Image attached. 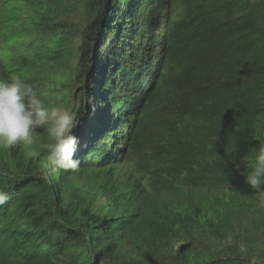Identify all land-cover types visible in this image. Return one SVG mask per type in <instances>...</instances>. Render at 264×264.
Masks as SVG:
<instances>
[{"label":"trees","instance_id":"obj_1","mask_svg":"<svg viewBox=\"0 0 264 264\" xmlns=\"http://www.w3.org/2000/svg\"><path fill=\"white\" fill-rule=\"evenodd\" d=\"M10 76L75 112L80 166L42 128L0 150V264H264V0H0Z\"/></svg>","mask_w":264,"mask_h":264},{"label":"clouds","instance_id":"obj_2","mask_svg":"<svg viewBox=\"0 0 264 264\" xmlns=\"http://www.w3.org/2000/svg\"><path fill=\"white\" fill-rule=\"evenodd\" d=\"M77 123L75 112L47 105L32 83L19 76L0 77V150L36 144L37 129L42 128L47 140L39 147L46 150L50 166L64 172L77 171L80 166L75 158L78 139L73 132ZM250 167L246 182L257 190L259 203L264 206V187H261L264 185V141ZM7 199V194L0 192V205ZM251 264H256L254 258Z\"/></svg>","mask_w":264,"mask_h":264},{"label":"bare ground","instance_id":"obj_3","mask_svg":"<svg viewBox=\"0 0 264 264\" xmlns=\"http://www.w3.org/2000/svg\"><path fill=\"white\" fill-rule=\"evenodd\" d=\"M140 85V84H139ZM117 125H119V123H117ZM121 139H122V137H121Z\"/></svg>","mask_w":264,"mask_h":264}]
</instances>
